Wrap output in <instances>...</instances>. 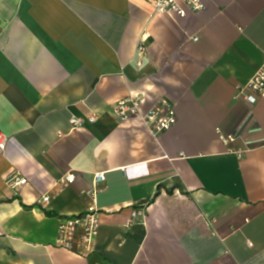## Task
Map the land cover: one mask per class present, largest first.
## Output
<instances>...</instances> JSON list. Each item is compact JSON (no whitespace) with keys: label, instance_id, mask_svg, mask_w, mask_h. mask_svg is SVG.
<instances>
[{"label":"crops","instance_id":"1","mask_svg":"<svg viewBox=\"0 0 264 264\" xmlns=\"http://www.w3.org/2000/svg\"><path fill=\"white\" fill-rule=\"evenodd\" d=\"M200 1L180 18L154 0H0V264H264V98L238 96L264 64V0ZM130 95L143 115L167 98L178 122L155 137L118 120ZM100 172L93 252L58 247Z\"/></svg>","mask_w":264,"mask_h":264},{"label":"built area","instance_id":"2","mask_svg":"<svg viewBox=\"0 0 264 264\" xmlns=\"http://www.w3.org/2000/svg\"><path fill=\"white\" fill-rule=\"evenodd\" d=\"M152 6L156 13H167L169 15H176L180 18H185L189 14L199 13L204 11L206 5L200 0H154ZM197 39V38H196ZM137 47V55L139 56L138 66L142 65V61L147 57V48L145 37ZM238 96L243 97L247 103L254 105L264 98V64L255 73V75L244 85L238 89ZM142 96H129L116 103L113 108L114 115L122 122L130 121L131 118H140L149 129L150 133L155 137L160 136L163 132L170 130L177 122L175 107L167 98H162L158 104L143 115L140 112L143 104ZM99 115H92L87 119L73 117L71 122L74 129H82L86 126H92L98 123ZM7 138L4 134H0V149H5ZM226 141H228L226 139ZM225 141V142H226ZM75 174L69 172L65 177L56 180L52 184V189L43 195L39 203L47 204L54 197L59 195L75 181ZM105 182V173L100 172L94 175L92 188L87 192L92 204L85 213L72 215L68 218L60 219L58 227V238L56 245L65 250L71 251L75 248L81 249L84 254L93 252V243L100 226L99 211L97 209V194L103 188ZM27 184V179L22 177L18 172H13L6 178V185L17 189L21 185ZM132 223L138 218H144L143 212L133 211ZM252 246V244H249Z\"/></svg>","mask_w":264,"mask_h":264}]
</instances>
